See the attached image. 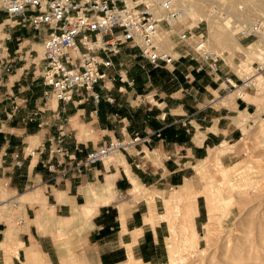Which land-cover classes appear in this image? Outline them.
Masks as SVG:
<instances>
[{
  "label": "crops",
  "instance_id": "crops-1",
  "mask_svg": "<svg viewBox=\"0 0 264 264\" xmlns=\"http://www.w3.org/2000/svg\"><path fill=\"white\" fill-rule=\"evenodd\" d=\"M48 32L46 26L17 25L0 11V204L22 206V220L41 205L52 207L59 221L77 216L71 220L88 227L87 264H127L130 258L164 264L169 225L160 218L162 196L189 181L195 163L210 151L241 139L252 114L261 108L264 115V93L251 85L226 91L225 78L242 77L222 55L213 77L206 68L198 70L196 60L181 57L182 49L170 51L176 58L171 72L151 66L136 47L123 44L110 66H100L105 77L92 90L77 89L66 102L46 99L42 71ZM134 136L141 140L126 151L79 173L72 169L92 149ZM132 179L139 191H131ZM141 190L153 193L152 199ZM80 205L93 214L77 215ZM197 206L196 230L202 219ZM3 224L0 220V235L7 230ZM32 227L16 239L22 246L12 264H23L19 254L34 246L30 239L43 249L45 242L35 238L45 235Z\"/></svg>",
  "mask_w": 264,
  "mask_h": 264
},
{
  "label": "rangeland",
  "instance_id": "rangeland-1",
  "mask_svg": "<svg viewBox=\"0 0 264 264\" xmlns=\"http://www.w3.org/2000/svg\"><path fill=\"white\" fill-rule=\"evenodd\" d=\"M249 1L257 7V13L248 9L247 0H185L190 8L189 13L177 19L171 27H162L166 32L165 50L170 52L174 47V50L181 53L183 45L178 40L177 32L186 29L195 33L203 32L209 47L230 59L241 79L251 77L250 75L255 72L253 63L259 59L254 51L257 52L259 49L261 51L262 45H259V41L253 36L242 38L241 32L250 31L254 21L261 18L264 20V2ZM179 5L177 3L175 6L179 13L184 12ZM215 8L217 13L214 11ZM223 17L229 20L228 27L221 21ZM236 42L241 45V49L236 50L234 46ZM250 44L252 45L248 47ZM6 70L10 71V67ZM254 77L250 81H253ZM250 85L252 91L262 92L256 85L252 83ZM236 89L240 90L241 87ZM242 92L237 91L239 96H242ZM261 113L260 108L252 114L251 121L243 126L240 140L231 146L225 144L210 151L207 157L195 163L189 181L179 188H171L162 196L163 202L159 203V212L165 214L160 218L166 219L169 225V236L166 240L168 259L164 264H264V115ZM224 170L238 187L230 189L226 185L222 186L218 208L216 207L215 211L214 228L206 239L203 235L209 217V200L213 198L208 187L213 190L219 186ZM140 192L148 198L153 197V193H149L148 190ZM185 192L186 194L180 197L181 193ZM194 195L202 212V219L196 230L199 245L195 249H190L189 243L184 247L182 231L189 234L193 231L190 216L195 215L192 208L189 209L191 206L189 200ZM20 200H23V197ZM41 208L43 210L37 212ZM22 210L23 207L18 204L11 209L2 206L0 220L5 224L1 228L4 230L11 227L12 231L15 229V237L11 239L14 236L13 232V236L3 242L5 230L3 235H0V241L2 240L0 264H12L16 249L22 246L19 241L16 244V239L19 234L20 237L23 236L22 232L31 224L34 226L33 230H38L39 235H45L35 238L39 242H45V245H42L43 249L35 240L29 241V245L37 247L39 253L37 264H87L83 255L87 225L77 226V223L68 219L59 221L52 207L47 205L31 209L30 219L26 217L25 220H22ZM90 212L92 215V209ZM147 220L153 223L151 218ZM199 246L204 252L199 251ZM19 257L23 264H26L24 253L21 252ZM127 264L141 263L130 258Z\"/></svg>",
  "mask_w": 264,
  "mask_h": 264
},
{
  "label": "built area",
  "instance_id": "built-area-1",
  "mask_svg": "<svg viewBox=\"0 0 264 264\" xmlns=\"http://www.w3.org/2000/svg\"><path fill=\"white\" fill-rule=\"evenodd\" d=\"M0 11L17 25L48 28L43 42L46 64L42 71L43 82L49 87L46 99L53 96L66 102L77 89L92 90L105 77L100 66H110L111 56L123 44L136 47L151 66L174 70L176 58L157 39L159 29L171 27V21L179 16L173 0H0ZM241 35L253 36L262 45L261 57L254 64V73L262 75L264 21L256 20L250 31L242 30ZM177 37L183 45L181 57L196 60L198 70L206 68L216 77L221 55L209 47L205 34L186 29L177 32ZM250 76L240 79L239 84L225 78L226 90L249 86L253 77ZM92 96L98 101V94ZM140 140L138 136L127 141L109 140L75 162L72 169L79 173L116 152L126 151Z\"/></svg>",
  "mask_w": 264,
  "mask_h": 264
},
{
  "label": "bare ground",
  "instance_id": "bare-ground-1",
  "mask_svg": "<svg viewBox=\"0 0 264 264\" xmlns=\"http://www.w3.org/2000/svg\"><path fill=\"white\" fill-rule=\"evenodd\" d=\"M263 1V0H262ZM264 2V1H263ZM177 3H179L181 6H182V9H183V11L184 12H182V13H179V16H178V18L177 19H179V18H181V17H183L184 16V14L185 13H189V11H190V8L186 5V3H185V0H173V4H174V7L176 6V4ZM247 3L249 4V10L251 11V12H255V13H257V7H255V5H254V3H251L249 0H247ZM179 5V6H180ZM212 7V6H211ZM176 8V7H175ZM214 11H216V8H215V10ZM213 11V13H215ZM181 12V11H180ZM245 12V11H244ZM216 13H217V11H216ZM210 15V14H209ZM245 15V14H244ZM261 15V14H260ZM204 16H206V15H204ZM177 19L176 20H172L171 21V24L173 25L174 23H175V21H177ZM243 19V18H242ZM259 20H262V21H264L262 18L261 19H259ZM221 21H224V25H225V27H228L229 26V20H225V17H223V18H221ZM240 21H242V20H240ZM243 22V21H242ZM245 22H247V21H245ZM255 22V21H254ZM253 22V23H254ZM237 26V25H236ZM166 32H165V30L161 27L160 29H159V32H158V37H157V39H158V41H159V43H160V45H162V47H164V49H166V47L167 46H165V44H164V41H165V36H166V34H165ZM252 44H250V45H248V47H250ZM260 45V44H259ZM234 46H236V50H239V49H241V45H239L237 42H236V44L234 45ZM258 52V53H257ZM254 51V53L256 54V56H258V58H260L261 57V52H262V49H261V51H260V49H259V51ZM260 52V53H259ZM259 60V59H258ZM254 64H255V62L253 63V68H254ZM255 70V69H254ZM255 75V77H254V79H253V81L256 83V85H257V87L264 93V77L261 75V74H257V73H253L252 74V76H254ZM252 81V82H253ZM112 140V139H111ZM108 158V157H107ZM106 159V158H105ZM104 159V160H105ZM247 168H245V170H246ZM244 170V171H245ZM250 170V169H249ZM243 171V172H244ZM248 171V170H247ZM246 171V172H247ZM234 173H238V172H234ZM240 174H242V172H239ZM245 173V172H244ZM223 175H222V177H221V180H220V184H219V186H217L215 189H211V187H208L209 188V190H210V192H212V194H213V198H212V200H209V217H208V221H207V224H205V231H204V235H203V237L204 238H206V239H208V237H209V235L211 234V231H212V229L214 228L213 226H214V222H215V219H216V213H215V211L217 210L216 209V207L218 208V203H219V199H218V197H219V195L221 194V189H222V186L223 185H226V186H228L230 189H235L236 187H238V185L236 184V183H234L233 182V180L232 179H230V175H229V173L227 172L226 173V170H224L223 171V173H222ZM239 175V174H238ZM241 176V175H240ZM247 177V176H246ZM239 178H241V177H239ZM241 181H243V180H241ZM132 183H133V188H132V192H134V191H137L138 190V184L136 183V181L134 180V179H132ZM238 183V182H237ZM242 183H244V182H242ZM245 186V185H244ZM221 187V188H220ZM224 187V186H223ZM189 188H190V192H191V184H189ZM206 188V187H205ZM240 188H241V186H240ZM89 189V188H88ZM207 189V188H206ZM238 189V188H237ZM85 191H87L86 189H85ZM187 191V190H186ZM204 191V190H203ZM92 192V191H91ZM113 192V191H112ZM93 193V192H92ZM91 194V193H90ZM186 194V192L185 193H181V196L180 197H182V196H184ZM211 194V193H210ZM92 195V194H91ZM94 195V194H93ZM96 196V195H95ZM93 198V197H92ZM94 199V198H93ZM23 200H25L24 198H23ZM100 200V199H99ZM103 201V200H102ZM102 201H101V203H102ZM190 201V208L189 209H191L192 208V210H193V213H194V215L196 216V214H197V211H198V209H197V199H196V195H194V196H192V198H191V200H189ZM212 201V202H211ZM99 202V201H98ZM97 202V203H98ZM217 203V204H216ZM99 204V203H98ZM3 205H0V207H2ZM81 206V205H80ZM73 208H74V206H73ZM72 208V209H73ZM81 208H82V206H81ZM91 207H88V206H84L83 205V208L81 209V212L80 213H78L77 215H80V216H82V217H84V218H89L90 216H91ZM40 210H43L42 208L41 209H38L37 210V212L38 211H40ZM79 210V209H78ZM73 211V210H72ZM76 211V210H75ZM80 211V210H79ZM195 216H190V221L192 222V224H191V226H192V233L191 234H189V233H187L186 231H182V241H183V243H184V247L186 246V245H188V243L190 244L189 245V247L188 248H190V249H195V248H197L198 247V245H199V241H198V236H197V233H196V226H195ZM76 217L77 216H72V220L73 219H76ZM70 219V220H71ZM59 230H61V229H59ZM58 230V231H59ZM63 231H65V230H63ZM194 233L196 234V235H194ZM13 236V231H12V229H11V227L10 228H8L7 230H5L4 231V237H3V242H6V241H8V239L9 238H11ZM191 242H190V241ZM22 244V243H21ZM172 251V250H171ZM199 251L200 252H204V249L203 248H201L200 246H199ZM25 253H24V257H25V263L26 264H37V261H38V259H39V253H38V250H37V248L35 247V246H30V247H28V248H25V251H24ZM16 253V252H15ZM170 253V252H169ZM172 253V252H171ZM172 255H174V254H172ZM171 255V256H172ZM177 261V260H176ZM172 262H174V260L172 261Z\"/></svg>",
  "mask_w": 264,
  "mask_h": 264
}]
</instances>
